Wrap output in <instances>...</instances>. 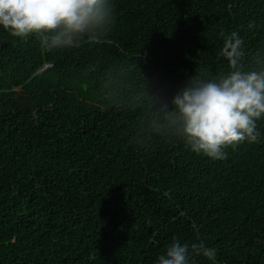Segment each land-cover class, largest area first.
Wrapping results in <instances>:
<instances>
[{"label":"trees","instance_id":"1","mask_svg":"<svg viewBox=\"0 0 264 264\" xmlns=\"http://www.w3.org/2000/svg\"><path fill=\"white\" fill-rule=\"evenodd\" d=\"M112 3L109 31L67 49L0 27V264H158L174 238L216 250L190 264H264V117L222 160L143 122L145 86L171 107L230 71L232 32L259 70L264 0Z\"/></svg>","mask_w":264,"mask_h":264},{"label":"clouds","instance_id":"2","mask_svg":"<svg viewBox=\"0 0 264 264\" xmlns=\"http://www.w3.org/2000/svg\"><path fill=\"white\" fill-rule=\"evenodd\" d=\"M113 20L112 0H0V27L13 37H35L50 51L78 46L85 38L97 42ZM220 55L230 71L216 79L201 74L189 78L171 98V107L144 88L148 115L143 122L148 128L161 136L179 137L193 152L212 160L227 158L228 147L257 142L256 121L264 117V59L254 58L259 70H245L243 40L236 32L224 38ZM43 68L38 74L48 67ZM193 255L214 260L216 250L174 238L158 264H190Z\"/></svg>","mask_w":264,"mask_h":264},{"label":"water","instance_id":"3","mask_svg":"<svg viewBox=\"0 0 264 264\" xmlns=\"http://www.w3.org/2000/svg\"><path fill=\"white\" fill-rule=\"evenodd\" d=\"M46 67H44L42 70H44Z\"/></svg>","mask_w":264,"mask_h":264}]
</instances>
